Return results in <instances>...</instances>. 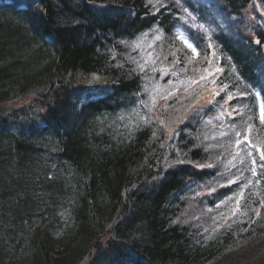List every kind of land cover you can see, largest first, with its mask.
Instances as JSON below:
<instances>
[{
    "label": "trees",
    "instance_id": "1",
    "mask_svg": "<svg viewBox=\"0 0 264 264\" xmlns=\"http://www.w3.org/2000/svg\"><path fill=\"white\" fill-rule=\"evenodd\" d=\"M261 105L264 0H0V264H264Z\"/></svg>",
    "mask_w": 264,
    "mask_h": 264
},
{
    "label": "snow or ice",
    "instance_id": "2",
    "mask_svg": "<svg viewBox=\"0 0 264 264\" xmlns=\"http://www.w3.org/2000/svg\"><path fill=\"white\" fill-rule=\"evenodd\" d=\"M185 11H187V9H185ZM201 27H203V26L201 25ZM178 38L181 39L183 41L185 47L191 51L193 58H196L199 56V52L197 51V48L194 46L193 43H191L188 39H186L182 35ZM256 43L259 44L260 41L257 40ZM216 71L219 72V71H221V69L218 68ZM204 78L205 77H203V76L201 77V79H204ZM259 94L260 93L258 92L257 95H259ZM229 99H232V97L229 96ZM260 121L262 124H264V105H261ZM253 147H255V145H253ZM260 157H261V160L264 161V150L260 151ZM253 163H256V161H253ZM252 171L255 172V169H252Z\"/></svg>",
    "mask_w": 264,
    "mask_h": 264
},
{
    "label": "rangeland",
    "instance_id": "3",
    "mask_svg": "<svg viewBox=\"0 0 264 264\" xmlns=\"http://www.w3.org/2000/svg\"><path fill=\"white\" fill-rule=\"evenodd\" d=\"M94 78H96V75L95 74H92L91 76H90V79H94Z\"/></svg>",
    "mask_w": 264,
    "mask_h": 264
}]
</instances>
